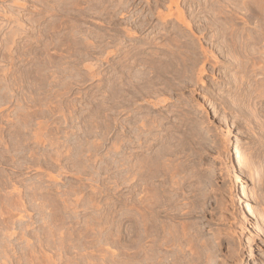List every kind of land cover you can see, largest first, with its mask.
<instances>
[{
  "label": "rangeland",
  "instance_id": "374dc122",
  "mask_svg": "<svg viewBox=\"0 0 264 264\" xmlns=\"http://www.w3.org/2000/svg\"><path fill=\"white\" fill-rule=\"evenodd\" d=\"M246 263L264 0H0V264Z\"/></svg>",
  "mask_w": 264,
  "mask_h": 264
},
{
  "label": "bare ground",
  "instance_id": "6f19581e",
  "mask_svg": "<svg viewBox=\"0 0 264 264\" xmlns=\"http://www.w3.org/2000/svg\"><path fill=\"white\" fill-rule=\"evenodd\" d=\"M211 12V11H210ZM213 12V11H212ZM210 14V13H209ZM170 73V72H169ZM235 199H239V197H238V195H237V193L235 194V197H234ZM247 264V263H246Z\"/></svg>",
  "mask_w": 264,
  "mask_h": 264
}]
</instances>
